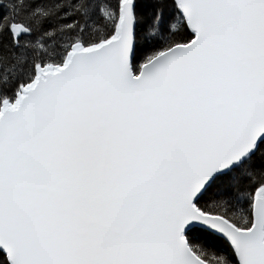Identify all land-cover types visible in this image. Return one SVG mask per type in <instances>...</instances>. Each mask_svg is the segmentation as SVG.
<instances>
[{
    "label": "snow or ice",
    "instance_id": "1",
    "mask_svg": "<svg viewBox=\"0 0 264 264\" xmlns=\"http://www.w3.org/2000/svg\"><path fill=\"white\" fill-rule=\"evenodd\" d=\"M0 264H264V0H0Z\"/></svg>",
    "mask_w": 264,
    "mask_h": 264
}]
</instances>
